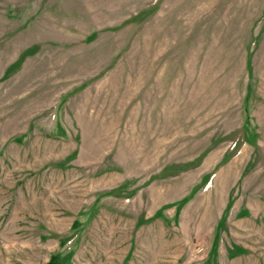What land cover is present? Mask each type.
<instances>
[{
  "label": "rangeland",
  "instance_id": "1",
  "mask_svg": "<svg viewBox=\"0 0 264 264\" xmlns=\"http://www.w3.org/2000/svg\"><path fill=\"white\" fill-rule=\"evenodd\" d=\"M50 262L264 264V0H0V264Z\"/></svg>",
  "mask_w": 264,
  "mask_h": 264
},
{
  "label": "trees",
  "instance_id": "2",
  "mask_svg": "<svg viewBox=\"0 0 264 264\" xmlns=\"http://www.w3.org/2000/svg\"><path fill=\"white\" fill-rule=\"evenodd\" d=\"M52 261H53V259L51 260V262H52ZM51 262H50L49 264H53V263H51ZM54 263H55V262H54Z\"/></svg>",
  "mask_w": 264,
  "mask_h": 264
}]
</instances>
